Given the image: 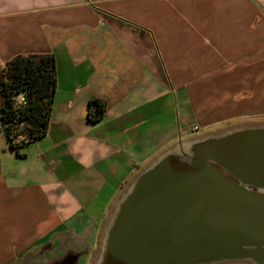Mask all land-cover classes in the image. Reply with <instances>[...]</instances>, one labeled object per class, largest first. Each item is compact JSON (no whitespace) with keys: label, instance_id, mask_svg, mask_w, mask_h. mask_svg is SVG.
I'll return each instance as SVG.
<instances>
[{"label":"crops","instance_id":"crops-1","mask_svg":"<svg viewBox=\"0 0 264 264\" xmlns=\"http://www.w3.org/2000/svg\"><path fill=\"white\" fill-rule=\"evenodd\" d=\"M30 53L56 89L42 137L0 136V264H90L141 171L264 115V0H0V67Z\"/></svg>","mask_w":264,"mask_h":264},{"label":"water","instance_id":"water-1","mask_svg":"<svg viewBox=\"0 0 264 264\" xmlns=\"http://www.w3.org/2000/svg\"><path fill=\"white\" fill-rule=\"evenodd\" d=\"M264 264V126L168 152L117 201L96 264Z\"/></svg>","mask_w":264,"mask_h":264},{"label":"trees","instance_id":"trees-1","mask_svg":"<svg viewBox=\"0 0 264 264\" xmlns=\"http://www.w3.org/2000/svg\"><path fill=\"white\" fill-rule=\"evenodd\" d=\"M56 89L55 58L50 53L18 54L0 67V134L13 148L15 132L37 140L49 125ZM105 102L90 99L87 118L97 122L104 117Z\"/></svg>","mask_w":264,"mask_h":264},{"label":"rangeland","instance_id":"rangeland-1","mask_svg":"<svg viewBox=\"0 0 264 264\" xmlns=\"http://www.w3.org/2000/svg\"><path fill=\"white\" fill-rule=\"evenodd\" d=\"M248 126L249 127L264 126V115L259 116V117H250L247 120H242V121H233V122H228V123L216 124V125L209 127V128L199 129L194 134L208 133V134H206L205 137L216 136V135L225 133V132L233 130V129H242V128L248 127ZM2 135H4V134L1 133L0 136H2ZM205 137H203V138H205ZM113 210H114V208L111 210L109 216L111 215ZM102 238H103V236L99 240L100 247H101V243H102ZM99 254H100V249L98 250L97 255L93 257L90 264H96V262L99 258ZM218 264H251V263L247 260H239V261L222 262V263H218Z\"/></svg>","mask_w":264,"mask_h":264},{"label":"built area","instance_id":"built-area-1","mask_svg":"<svg viewBox=\"0 0 264 264\" xmlns=\"http://www.w3.org/2000/svg\"><path fill=\"white\" fill-rule=\"evenodd\" d=\"M192 129H193V130H197L198 127H197L196 125H194V126H192ZM11 138H12L13 143H17V144H19V145H20L21 143L29 144V143H32V142L36 141V140L31 139V138L27 137L26 135L21 134V133H19V132H15V133L11 136Z\"/></svg>","mask_w":264,"mask_h":264}]
</instances>
